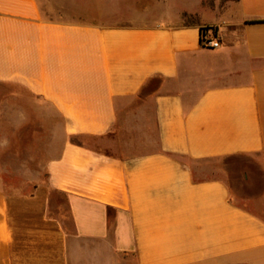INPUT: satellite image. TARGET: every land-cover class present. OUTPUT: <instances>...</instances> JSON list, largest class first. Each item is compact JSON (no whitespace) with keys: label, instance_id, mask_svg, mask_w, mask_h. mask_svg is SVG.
I'll return each mask as SVG.
<instances>
[{"label":"crops","instance_id":"crops-1","mask_svg":"<svg viewBox=\"0 0 264 264\" xmlns=\"http://www.w3.org/2000/svg\"><path fill=\"white\" fill-rule=\"evenodd\" d=\"M72 1L0 0V84L53 108L64 135L46 183L0 188V264H264V196L243 204L168 155H255L264 175V0L188 7L196 21L181 27L144 22L138 0ZM202 28L219 48L203 46ZM198 58L199 75L225 82L188 106L165 88ZM153 78L164 80L144 100L156 144L118 151L119 106ZM0 108L30 120L26 106ZM55 193L68 221L52 211Z\"/></svg>","mask_w":264,"mask_h":264},{"label":"rangeland","instance_id":"rangeland-1","mask_svg":"<svg viewBox=\"0 0 264 264\" xmlns=\"http://www.w3.org/2000/svg\"><path fill=\"white\" fill-rule=\"evenodd\" d=\"M73 1L79 6H86L85 0ZM216 1L226 3L228 0H138V3L142 14L147 17H144V22L181 27L196 21V16L188 13L186 8L197 7L198 4L214 6ZM64 3L69 4L71 0H64ZM170 14L175 15L173 20L166 18ZM200 59L196 60L192 67L194 74L188 80L168 83L165 88L166 92L183 94L188 106L198 99L206 87L225 82L224 76L211 79L209 75H199ZM187 70V67H183L184 72ZM158 82L162 88V80ZM8 102L26 106L31 113L29 122L23 123L12 108H0V188L9 193H28L37 185L47 182L48 164L58 155L64 141L63 123L53 108L21 87L0 84V105ZM153 114L150 103L142 100L128 99L120 104V124L114 139L118 151L133 149L142 152L147 151L151 144L155 146L154 135L150 143L146 140ZM181 160L189 165L196 180L219 179L226 182L233 198L243 204L264 196V175L258 156L240 154L199 161L182 157ZM55 203L59 204L62 212H58ZM66 204L64 196L54 194L53 213H63L64 220L68 221ZM127 264H136L134 258H130Z\"/></svg>","mask_w":264,"mask_h":264},{"label":"trees","instance_id":"trees-1","mask_svg":"<svg viewBox=\"0 0 264 264\" xmlns=\"http://www.w3.org/2000/svg\"><path fill=\"white\" fill-rule=\"evenodd\" d=\"M208 29H209V28H202V29H201L202 36L204 35V33H205ZM210 29H211V28H210ZM160 80H162V82L164 81V80L161 79V78H153L152 80H150V81L148 82V84L144 87V89L142 90V92L140 93V95H138L137 99H138L139 101H141V100L144 101V100H146L147 98L152 97V96L156 95L157 93H159L160 90H161V87H160L158 81H160ZM119 124H120V122L116 125V127L114 128V130H113L112 133L110 134V136H109L110 138L115 139L116 134H117V130H118V128H119ZM168 155H169L170 157L176 159V160H181V158L183 157V156H180V155H177V154H168ZM192 175H193V174H192ZM193 178H194V176H193ZM194 180H195V181H200V180H196L195 178H194ZM202 181H203V180H202Z\"/></svg>","mask_w":264,"mask_h":264},{"label":"built area","instance_id":"built-area-1","mask_svg":"<svg viewBox=\"0 0 264 264\" xmlns=\"http://www.w3.org/2000/svg\"><path fill=\"white\" fill-rule=\"evenodd\" d=\"M203 46L210 49H217L220 47V41L210 33L205 32L202 36Z\"/></svg>","mask_w":264,"mask_h":264}]
</instances>
